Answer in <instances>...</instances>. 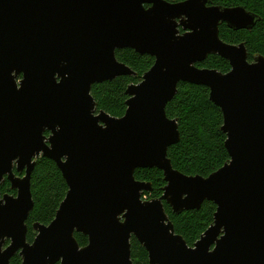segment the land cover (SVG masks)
Wrapping results in <instances>:
<instances>
[{"label":"water","instance_id":"1","mask_svg":"<svg viewBox=\"0 0 264 264\" xmlns=\"http://www.w3.org/2000/svg\"><path fill=\"white\" fill-rule=\"evenodd\" d=\"M259 22L210 0H0V188L7 180L17 192L0 193V264L16 255L22 264H134L133 238L150 264H264V57L250 62L245 44L220 38L221 24L252 31ZM123 50L155 63L128 87L119 119L98 111L91 92L137 76L117 60ZM210 56L230 72L197 66ZM181 83L208 88L223 113L230 161L209 177L184 175L169 159L181 134L167 107ZM41 158L56 163L69 191L29 243ZM146 169L164 174L160 199L145 200L152 185L135 173ZM206 202L217 207L214 223L190 247L165 204L182 215Z\"/></svg>","mask_w":264,"mask_h":264},{"label":"trees","instance_id":"2","mask_svg":"<svg viewBox=\"0 0 264 264\" xmlns=\"http://www.w3.org/2000/svg\"><path fill=\"white\" fill-rule=\"evenodd\" d=\"M169 3H181L186 0H165ZM214 6L224 8L243 7L261 18L253 31L232 32L225 25L220 27V38L231 45L245 44L249 53V61L258 56L264 57V0H210ZM117 60L127 65L137 76L121 77L113 82L92 87V96L97 103L98 111H104L114 118H123L127 111V89L132 84H139L147 72L154 66L155 59L142 56L133 50L116 52ZM201 69L217 70L227 74L231 70L230 63L218 56H210L204 63L197 65ZM167 116L178 121L181 142L169 149V159L175 170L187 176L200 175L209 177L230 161L226 150V135L222 132L224 123L220 108L210 101V90L204 86L181 83L178 94L167 107ZM137 181L152 185V191L144 194L145 199L156 200L163 195L166 186L163 172L157 169L137 170ZM32 195L34 210L28 219L27 241L33 243L36 233L33 226L37 223L50 225L65 200L69 191L61 171L50 159L41 158L32 174ZM11 185L4 181L0 191H10ZM165 210L176 233L184 238L190 247L201 239L213 225L217 211L215 204L206 202L199 211L185 212L176 215L165 204ZM79 245H88V238L76 234ZM132 260L134 264H150L147 251L133 238ZM11 264H22L16 255Z\"/></svg>","mask_w":264,"mask_h":264},{"label":"flooded vegetation","instance_id":"3","mask_svg":"<svg viewBox=\"0 0 264 264\" xmlns=\"http://www.w3.org/2000/svg\"><path fill=\"white\" fill-rule=\"evenodd\" d=\"M187 1V0H186ZM167 2V1H166ZM185 2V1H184ZM169 3V2H168ZM182 3V2H181ZM212 5V4H211ZM212 6H214V5H212ZM235 8V7H234ZM221 25H225L226 27H227V25L226 24H221ZM221 25H220V27H221ZM228 28V27H227ZM229 29V28H228ZM230 31H232V32H240V31H233V30H231V29H229ZM179 31H180V35H183L185 32L183 31V29H182V27H180V29H179ZM253 31V30H252ZM231 45V44H230ZM239 45H241V44H239ZM239 45H235V46H239ZM249 54V53H248ZM17 174V176H19V177H23L24 175H21V174H18V173H16ZM5 181H7V180H5ZM4 183V182H3ZM2 183V184H3ZM11 185V184H10ZM1 187H2V185H1ZM0 193H1V196L3 197V196H5V195H9V196H12V197H17V192L16 191H13L12 190V188H10V191H8V192H6V193H2L1 191H0ZM28 222V221H27ZM27 227H28V225H27ZM9 244V243H8ZM7 244V245H8Z\"/></svg>","mask_w":264,"mask_h":264},{"label":"rangeland","instance_id":"4","mask_svg":"<svg viewBox=\"0 0 264 264\" xmlns=\"http://www.w3.org/2000/svg\"><path fill=\"white\" fill-rule=\"evenodd\" d=\"M148 201H150V200H148Z\"/></svg>","mask_w":264,"mask_h":264}]
</instances>
